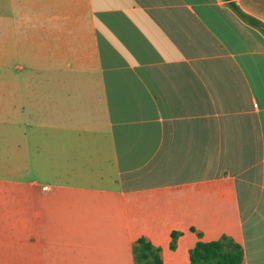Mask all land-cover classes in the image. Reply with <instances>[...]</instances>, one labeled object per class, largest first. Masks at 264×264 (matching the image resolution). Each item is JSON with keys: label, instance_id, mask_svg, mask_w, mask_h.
Listing matches in <instances>:
<instances>
[{"label": "crops", "instance_id": "0c3cea01", "mask_svg": "<svg viewBox=\"0 0 264 264\" xmlns=\"http://www.w3.org/2000/svg\"><path fill=\"white\" fill-rule=\"evenodd\" d=\"M229 1L264 25V0H0L15 182L63 189L0 194V264H82L121 234L133 264L140 237L190 264L222 236L264 264V30Z\"/></svg>", "mask_w": 264, "mask_h": 264}, {"label": "rangeland", "instance_id": "374dc122", "mask_svg": "<svg viewBox=\"0 0 264 264\" xmlns=\"http://www.w3.org/2000/svg\"><path fill=\"white\" fill-rule=\"evenodd\" d=\"M30 5L31 0H23ZM24 14L29 12L24 11ZM0 101V194H44V193H63L62 188H49L40 185H20L15 182V146L16 140L20 135L18 128L19 114L16 110L8 108ZM5 120L8 123H5ZM30 133L27 128H24ZM148 197L139 201L141 212H148L149 207H154V202H149ZM95 243L92 247L82 248V264H133L132 254L128 250L124 235H119V248L117 251L101 250Z\"/></svg>", "mask_w": 264, "mask_h": 264}, {"label": "trees", "instance_id": "16d2710c", "mask_svg": "<svg viewBox=\"0 0 264 264\" xmlns=\"http://www.w3.org/2000/svg\"><path fill=\"white\" fill-rule=\"evenodd\" d=\"M229 6L250 26L264 30V25L245 14L235 2L229 1ZM170 247L175 248V234H172ZM132 252L135 264H163L160 248L144 237L135 241ZM189 255L190 264H242L244 256L242 247L227 236L216 241H198Z\"/></svg>", "mask_w": 264, "mask_h": 264}]
</instances>
